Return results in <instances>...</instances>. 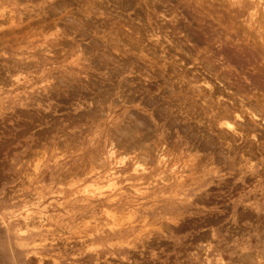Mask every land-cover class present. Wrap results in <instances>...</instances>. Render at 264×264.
Listing matches in <instances>:
<instances>
[{
    "label": "rangeland",
    "instance_id": "obj_1",
    "mask_svg": "<svg viewBox=\"0 0 264 264\" xmlns=\"http://www.w3.org/2000/svg\"><path fill=\"white\" fill-rule=\"evenodd\" d=\"M249 3L0 0L15 29L0 33V264H264V2ZM245 160L258 173L238 182Z\"/></svg>",
    "mask_w": 264,
    "mask_h": 264
},
{
    "label": "bare ground",
    "instance_id": "obj_2",
    "mask_svg": "<svg viewBox=\"0 0 264 264\" xmlns=\"http://www.w3.org/2000/svg\"><path fill=\"white\" fill-rule=\"evenodd\" d=\"M2 1V0H1ZM14 1V0H13ZM260 1H263L264 2V0H250V5H253V4H255V5H257ZM118 10V9H117ZM263 12H264V6H263ZM1 16V15H0ZM2 17V16H1ZM33 17V16H32ZM2 19V18H1ZM234 21V20H233ZM4 22H8V26L7 27H5V28H3V29H0V33L1 34H4V32L3 31H7L8 33H13L14 31H15V29H14V22L12 21V17H4L1 21H0V24L1 25H3L4 24ZM20 23V22H19ZM74 23V22H73ZM6 24V23H5ZM79 24V23H78ZM0 25V26H1ZM29 26V25H28ZM66 31V30H65ZM57 34V33H56ZM216 35V34H215ZM212 38V37H211ZM157 42V41H156ZM28 45V44H27ZM47 45V44H46ZM54 45V44H53ZM53 45H51L52 47H53ZM43 46V45H42ZM44 47V46H43ZM26 49V48H25ZM42 50V49H41ZM43 50H45V49H43ZM58 50V49H57ZM208 50V49H207ZM55 51V50H54ZM53 51V52H54ZM210 52V51H209ZM256 52V51H255ZM49 53V52H48ZM58 53H60V52H58ZM55 54V53H54ZM77 55V54H76ZM215 55V54H214ZM251 55V54H250ZM70 58V57H69ZM216 59V58H215ZM218 59V58H217ZM223 59V58H222ZM227 59V58H226ZM258 59V58H257ZM232 59H230V61H231ZM183 62V61H182ZM229 63V61L227 62V64ZM233 63V62H232ZM234 64V63H233ZM194 65V64H193ZM207 65V64H206ZM200 66V65H199ZM178 67V66H177ZM4 68V67H3ZM7 68V67H6ZM18 68V67H17ZM26 68H28V67H26ZM207 69V68H206ZM209 70V69H208ZM17 71V70H16ZM206 72V71H205ZM208 72V71H207ZM114 73V72H113ZM190 74V73H189ZM200 74V73H199ZM17 77V76H16ZM21 77V76H20ZM195 77V76H194ZM13 79H14V77H13ZM124 79V78H123ZM221 80V79H220ZM24 81V80H23ZM128 81V80H127ZM17 82H18V80H17ZM123 82H124V80H123ZM251 82V81H250ZM7 83V82H6ZM5 83V84H6ZM125 83V82H124ZM20 84V83H19ZM206 86H209L210 87V85H209V83L206 81L205 83H204ZM250 84V83H249ZM251 84H252V82H251ZM258 84H260V83H258ZM11 85V84H10ZM253 85H255V84H253ZM129 87V86H128ZM217 87V86H216ZM250 88V87H249ZM132 89V88H131ZM212 90V89H211ZM231 91V90H230ZM247 92V91H246ZM234 94V93H233ZM256 94V93H255ZM218 95V94H217ZM235 96V95H234ZM216 97V96H215ZM210 101V100H209ZM241 103V102H240ZM147 105H149V104H147ZM203 106V105H202ZM232 106H233V104H232ZM237 106V105H236ZM243 106V105H242ZM206 107V106H205ZM237 109V108H236ZM235 109V110H236ZM165 111V110H164ZM248 111H249V108H248ZM152 112V111H151ZM157 112H159L158 110H157ZM161 112H162V110H161ZM252 112V111H251ZM255 113V112H254ZM254 113H251V118L253 119V118H259V116H257L256 114H254ZM230 114H232L231 112H229L228 110L227 111H225L224 112V117H226V120H230V121H224V123H223V125L225 126V128L226 129H228L229 131H232V132H235L237 135L239 134H241V131L243 132L245 129L248 131V133H251L252 131H255V130H253V129H251L250 128V125H251V123H254V120H250L249 121V123L248 122H244V121H242V117H241V114L240 113H237V112H235V115H230ZM258 114V113H257ZM164 115V114H163ZM166 115V114H165ZM244 115V114H243ZM248 115V114H247ZM250 115V114H249ZM257 117H256V116ZM262 116V115H261ZM135 117H137V116H135ZM223 117V118H224ZM258 118L256 119V120H258ZM139 119H141V118H139ZM261 119H263L262 117H261ZM236 120H240L241 122H243V124H239L238 126H236V124L238 123V122H236ZM138 121H140V120H138ZM142 121V120H141ZM260 121V120H259ZM143 122V121H142ZM142 122H140V123H142ZM145 122V121H144ZM143 122V123H144ZM158 122V121H157ZM175 122H176V120H175ZM251 122V123H250ZM257 122V121H256ZM130 124V123H129ZM254 125V124H253ZM131 126V125H130ZM144 126V125H143ZM147 126V125H146ZM245 128H244V127ZM255 126V125H254ZM126 128H128V127H126ZM153 128V127H152ZM145 129V128H144ZM199 129V128H198ZM237 129H240V131H237ZM127 130V133L126 134H130V132H141L142 131V128H140V126L139 125H137V126H132L131 128L129 127V129H126ZM194 130V129H193ZM250 130H252L251 132H250ZM247 131L245 132L246 133V135L245 136H247L248 135V133H247ZM254 133V132H253ZM253 133H251V135H249V136H251V137H253V138H255V135L253 134ZM125 134V135H126ZM205 134V133H204ZM257 134V133H256ZM132 135H130V136H128V138L126 137V140L128 141L129 140V143L130 144H134V140H133V138L131 137ZM241 137L243 138V134H241ZM248 137V136H247ZM136 138V137H135ZM263 139V138H262ZM138 142V141H137ZM170 143V142H169ZM138 146H140V142L139 143H136ZM230 144V143H229ZM232 145V144H231ZM237 146V145H236ZM231 147V146H230ZM144 148V147H143ZM142 148V149H143ZM156 148V147H155ZM239 148V147H238ZM237 148V149H238ZM127 149H129V148H127ZM141 149V148H140ZM139 150V149H138ZM109 151H111V150H109ZM237 152V151H236ZM248 152V151H247ZM159 154V153H158ZM160 155V154H159ZM224 155V154H223ZM238 155V154H237ZM113 156V154L110 152V154H109V157H112ZM166 157V156H165ZM108 158V157H107ZM156 158V157H155ZM160 158H161V156L159 157V160H160ZM164 157L162 156V158H161V160L163 159ZM240 158V157H239ZM167 159V158H166ZM201 159V158H200ZM202 160V159H201ZM252 160V159H251ZM251 160H245V162H247L248 163V165L246 166V167H244V165H242L241 164V162L239 163H237L238 164V166H236V164H235V166H236V170L234 171L235 172V174L238 176V178H237V181L239 182V180H241L242 182H244V180L246 179V178H250L251 177V179L254 177H256L257 176V173H258V170H257V165H255V164H253V163H251L252 161ZM163 161V160H162ZM143 162V161H142ZM192 162V161H191ZM138 163V162H137ZM236 163V162H235ZM259 164V163H258ZM264 164V163H263ZM262 167V166H261ZM140 168V167H139ZM243 168H244V170H243ZM144 170V169H143ZM168 172V171H167ZM169 173V172H168ZM118 175V174H117ZM106 176V175H105ZM108 176V175H107ZM175 176V175H174ZM105 179V178H104ZM255 180V179H254ZM258 181V180H257ZM106 183H108L109 184V186H113V185H115V182H116V176L114 175V174H112V175H109L107 178H106V181H105ZM107 184V185H108ZM96 185H102V184H100V183H98V184H96ZM100 187V186H99ZM99 187H97V188H99ZM114 187V186H113ZM112 187V188H113ZM96 188V189H97ZM98 192H100V191H98ZM136 193V192H135ZM202 199V198H201ZM198 201V200H197ZM200 201V200H199ZM248 209V208H247ZM246 210V209H245ZM261 210V209H260ZM251 211V210H250ZM255 211V210H254ZM258 211V210H257ZM260 212V211H259ZM28 211H27V213H26V217H25V220L26 221H28L29 219L31 220L32 218H29L28 217ZM241 214V213H240ZM241 216L242 215H238L237 216V219H240L241 220ZM37 219L38 220H40V221H44L46 218L45 217H43L42 215H39L38 217H37ZM28 225V224H27ZM239 232V231H238Z\"/></svg>",
    "mask_w": 264,
    "mask_h": 264
}]
</instances>
